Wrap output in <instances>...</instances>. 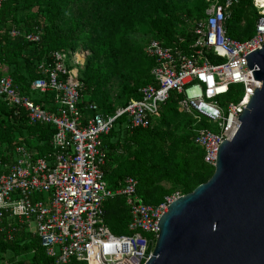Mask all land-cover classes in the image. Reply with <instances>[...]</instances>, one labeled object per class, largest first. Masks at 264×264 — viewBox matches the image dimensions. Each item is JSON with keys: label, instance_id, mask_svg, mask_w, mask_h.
Listing matches in <instances>:
<instances>
[{"label": "built area", "instance_id": "built-area-1", "mask_svg": "<svg viewBox=\"0 0 264 264\" xmlns=\"http://www.w3.org/2000/svg\"><path fill=\"white\" fill-rule=\"evenodd\" d=\"M6 1L0 0V10ZM211 1L207 18L196 25L195 40L187 50L165 47L155 39L144 46V54L154 61V84L141 88L138 99L112 113L100 112L95 103L82 104L78 67L87 52L56 51L39 63V76L29 89L41 96L52 94L51 105L37 104L23 94L6 68H0V103L16 114L22 110L30 126L45 124L55 129L50 160L19 145L12 163H0V224L7 218L25 225L39 238L51 264H146L158 237L159 219L183 196L175 191L156 206L145 204L132 177H126L115 191L109 188L104 173L108 149L103 139L120 119L125 118L131 128L147 129L170 93L178 94V110L194 121L192 142L213 169L219 146L235 135L238 117L259 87L245 56L264 46V0L253 2L258 15L255 31L244 41L226 33L230 9L237 0ZM5 32L11 39L40 41L39 28L29 33L2 29L0 41ZM116 196L125 199L129 213L126 234L121 235L112 233L105 220V203Z\"/></svg>", "mask_w": 264, "mask_h": 264}, {"label": "trees", "instance_id": "trees-1", "mask_svg": "<svg viewBox=\"0 0 264 264\" xmlns=\"http://www.w3.org/2000/svg\"><path fill=\"white\" fill-rule=\"evenodd\" d=\"M217 1L222 4L225 0ZM253 2L233 3L225 26L230 38L244 41L253 36L258 17ZM211 4L206 0H7L0 10V30L29 33L39 28L41 35L38 43H28L21 36L11 39L5 32L0 41V68H6L23 94L37 104L51 105L52 94L41 96L29 89L39 76V63L49 60L53 52L72 53L82 45V51L89 53L84 70L78 72L82 104L95 103L100 112L112 113L118 106L110 107L111 82L121 80L119 107L138 99L141 88L154 84V61L144 54V46L155 39L165 47L178 45L187 50L195 40L196 25L207 18ZM178 100V94L170 93L147 129L131 128L122 118L104 137L108 149L105 180L112 191L132 177L138 183V197L156 206L165 196L175 191L188 194L211 177L213 168L203 162V151L192 142L194 121L178 110ZM54 132L49 125H28L22 110L16 114L0 103V163H12L14 148L19 145L49 159ZM162 181L175 187L166 190ZM104 207L111 232L126 234L129 213L125 199L116 196ZM5 261L52 263L39 238L25 225L7 218L0 224V263Z\"/></svg>", "mask_w": 264, "mask_h": 264}, {"label": "water", "instance_id": "water-1", "mask_svg": "<svg viewBox=\"0 0 264 264\" xmlns=\"http://www.w3.org/2000/svg\"><path fill=\"white\" fill-rule=\"evenodd\" d=\"M245 60L259 87L211 177L159 219L146 264H264V46Z\"/></svg>", "mask_w": 264, "mask_h": 264}, {"label": "rangeland", "instance_id": "rangeland-1", "mask_svg": "<svg viewBox=\"0 0 264 264\" xmlns=\"http://www.w3.org/2000/svg\"><path fill=\"white\" fill-rule=\"evenodd\" d=\"M207 1V0H206ZM82 50H85L83 47H82V45L80 46H78L77 48H76V50H75V52H79V51H82ZM75 52H72V53H75ZM84 52H86V51H84ZM88 53V52H87ZM78 56H79V59H81V54H77ZM88 55H89V53H88ZM87 55V56H88ZM85 62L83 63V65L82 66H79L78 67V70H79V72H80V74H81V72L84 70V67H85ZM120 85H121V80H119V79H115V80H113L112 82H111V85H110V89H109V100H110V107L112 108H116L117 106L119 107L120 106V101H121V94H120ZM123 96H125V95H123ZM236 98V95H233L232 96V100H234ZM125 100V99H124ZM160 185L164 188V189H166V190H172L175 186H173V183L172 182H169V181H162V182H160ZM34 228V227H33Z\"/></svg>", "mask_w": 264, "mask_h": 264}, {"label": "crops", "instance_id": "crops-1", "mask_svg": "<svg viewBox=\"0 0 264 264\" xmlns=\"http://www.w3.org/2000/svg\"><path fill=\"white\" fill-rule=\"evenodd\" d=\"M207 1H211V0H207ZM218 2V1H217ZM211 3H213V1H211ZM219 3V2H218Z\"/></svg>", "mask_w": 264, "mask_h": 264}, {"label": "bare ground", "instance_id": "bare-ground-1", "mask_svg": "<svg viewBox=\"0 0 264 264\" xmlns=\"http://www.w3.org/2000/svg\"><path fill=\"white\" fill-rule=\"evenodd\" d=\"M80 56V55H79ZM246 102H247V99H246Z\"/></svg>", "mask_w": 264, "mask_h": 264}]
</instances>
